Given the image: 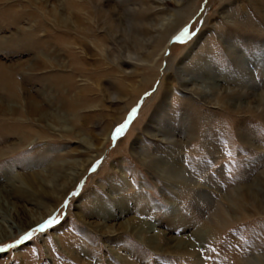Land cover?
Here are the masks:
<instances>
[{"label":"rangeland","instance_id":"obj_1","mask_svg":"<svg viewBox=\"0 0 264 264\" xmlns=\"http://www.w3.org/2000/svg\"><path fill=\"white\" fill-rule=\"evenodd\" d=\"M27 1L0 0L13 93L38 102L71 76L85 106L66 135L0 89V246L57 220L0 264H264V0H74L63 27ZM182 240L198 248L170 251Z\"/></svg>","mask_w":264,"mask_h":264},{"label":"bare ground","instance_id":"obj_2","mask_svg":"<svg viewBox=\"0 0 264 264\" xmlns=\"http://www.w3.org/2000/svg\"><path fill=\"white\" fill-rule=\"evenodd\" d=\"M46 1L47 0H39V1L36 2V0H28L27 2L29 3V5L35 4L36 5L35 9L37 10V12L40 13V11H43L45 15L47 14V16H50L52 18V20H54L58 24L57 25L58 27H60V24L62 25V27L63 26H68L69 25V23L67 21L68 17L72 18L73 23L78 25V19L80 17H78V15H76V11H75L76 6L73 3L74 0H63V1H61L62 2L61 4H63V7L65 9V11H61V12L57 10V6L56 5L51 7L48 11L47 10L45 11V9H44L45 8L44 7L45 4L44 3H46ZM62 12H66L67 16L63 17L62 16L63 15ZM28 13H31V15L26 16L27 19L28 18H32L33 19L35 17L38 20L36 13L32 14L31 11H29ZM16 15H17V13L14 15L15 16V20L14 21H16V18H17ZM77 31H79V33H80V30H77ZM46 44H48V43H46ZM72 44L79 45V46L83 45L84 47L88 46V45H86V43H84L83 38H80V39L79 38L78 39L77 38H70L69 39V38L63 37V35H62V37L58 36L56 38V40H55V45L60 47L61 49H68V48L70 49ZM35 45H38V44L31 43L30 46L34 47ZM51 52H53V51H50V53H48V55L51 54ZM65 53H68V51H64L62 53L59 52L58 56H61L60 54H65ZM40 55H42V52H41ZM53 56H54L55 59L51 58L52 60H50V61H49L48 57H46V56L45 57H41V58L38 57V59H37L38 63L36 62V64H41L42 66H48L49 63L58 62L59 58L57 57V55H53ZM75 69H78V67H76ZM11 76L12 75L10 73L4 71V69H0V89L4 91V94H5L4 98L10 99V102L12 100V101H14L16 103H19V106L17 108H14V110H15V112L17 114H20L21 116H24L25 114H28L29 116L37 115V119L38 120H41V121L42 120L43 121L47 120L48 122L53 123L50 126V129H53V130L57 129V130H59L61 132H64L66 135H72V130H73V126L75 124V121L76 122L78 121L77 120V118H78L77 111L79 109H81V107H84L85 103H84V98L81 96V94L83 92V89H81L78 92H76L75 95H69L68 92H64L62 90L64 87L67 88L68 90L71 89L72 87H74V86L71 85V84H73L70 81L71 76L67 77V79H69L67 81L69 83H67V84H65L66 81H63V80L61 82H64V84H62V83L59 84L58 82L54 84L53 88L54 89L56 88V93L54 94V96H52V97L50 96L48 98L44 97L41 100H39L38 102H36L32 97L31 98H27V99H29V100H27V105H25V104L21 105L20 104L21 100H20V98H18L19 96H16V94L13 93L14 89H15V87L17 85V82ZM58 78H61V76H58ZM262 96H263L262 94H260L258 96V101L262 100V98H263ZM50 106L58 107V108H55V109L58 110L59 112L58 113H54V114L51 113L49 111V107ZM5 111L6 110H4L3 112L6 113L7 111L6 112ZM21 138H22V141H29L30 136L24 134V135H22ZM84 139H86V138H84ZM84 139L82 138L83 141H84ZM86 140L84 141V143L86 142ZM54 168L60 174L59 181L61 183V187L60 188L58 187V189L65 190L66 187H67L66 183L68 181L67 180L68 179V176H67L68 174L65 171H63V167L61 165H56ZM62 190H61V192H62ZM31 222H32V220H29V221H27V223H24V224L25 225H27V224L29 225V224L35 223V222H32V223ZM24 224L21 225V226H24ZM7 226H8L7 224L3 225V227L0 228L1 229L0 231H2L4 234H8V232L6 230ZM206 235H207V233H206ZM158 241L160 243H163L164 241H166V239L164 237H162ZM184 241L182 240V242H179L177 244V245H181V246H174L172 250H170V248H169V250L170 251H178V249H179L178 252H181V253H188V254L193 253L195 248L197 247L196 244L194 242H190V241L189 242L188 241L184 242Z\"/></svg>","mask_w":264,"mask_h":264},{"label":"snow or ice","instance_id":"obj_3","mask_svg":"<svg viewBox=\"0 0 264 264\" xmlns=\"http://www.w3.org/2000/svg\"><path fill=\"white\" fill-rule=\"evenodd\" d=\"M185 32H187V29H185ZM136 113V109L133 108L132 112L130 114L131 116H134ZM129 121L126 120L123 124H121L116 129V134H122L124 129L128 126ZM95 169V166H93V170ZM57 222L55 216H49L46 220H44L42 223L38 224L35 228H32L30 231L26 232L23 236H21L18 240L15 241L14 244H5L3 246H0V250H3L5 248H13L17 244H21L26 240H30L37 232H44L47 228L51 227L53 224Z\"/></svg>","mask_w":264,"mask_h":264}]
</instances>
